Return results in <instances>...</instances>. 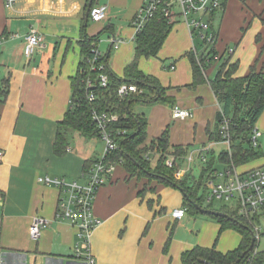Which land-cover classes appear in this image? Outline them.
<instances>
[{"label": "crops", "instance_id": "0c3cea01", "mask_svg": "<svg viewBox=\"0 0 264 264\" xmlns=\"http://www.w3.org/2000/svg\"><path fill=\"white\" fill-rule=\"evenodd\" d=\"M144 1L16 0L8 6L0 0V89L3 91L0 149L4 152L0 159V264L79 263L73 255L77 229L69 221L56 217L58 189L40 183L38 178L47 175L83 183L86 165L103 153L99 138L85 137L75 131L67 132L64 153L56 154L53 148L57 123L69 108L71 78L81 60L79 39L86 12L89 13L91 5L107 7V17L102 21L107 29L101 35L106 37L108 46L105 51L99 44L98 47L104 55H109L108 62L115 54L124 73L135 55L131 22ZM233 8L235 15L231 13ZM217 15L220 23L213 43L216 44L220 34L224 37L230 34L228 39L234 41L235 50L228 58L238 63L234 76L246 75L257 60L258 68L264 69V0H226L224 9ZM31 29L42 40L29 57L25 36ZM85 33L94 35L87 33L86 27ZM111 36L122 38L116 49L111 47ZM188 36L187 28L176 17L156 57L150 60L153 70L146 71L142 63L138 65L163 88L162 100L133 105L134 112L142 114L147 121V142L165 130L170 146L201 143L206 147L205 143L211 141L210 124L216 121L220 104L208 80V67L202 70L203 81L194 82L192 65L186 55L190 52ZM170 58L173 62L165 64V59ZM118 62L113 64L114 68L108 64L116 75L121 67ZM166 65L171 70L169 74L160 69L162 66L166 69ZM154 96L155 93L150 94L151 98ZM174 105L189 109L191 117L173 119ZM255 127L262 136L264 110ZM205 137L209 140H204ZM261 166L264 163L243 170ZM165 186L155 179L131 177L122 164L114 167L93 200V214L101 221L90 238L93 264L172 263L173 256H168L173 253L168 228L171 223L182 222L185 215L173 218L171 212L178 207L169 211L161 198L154 201V191L157 188L162 191ZM141 190L143 193L139 194ZM158 207L161 210L156 211ZM35 217H42L46 223L39 237L33 240L30 225ZM219 228L218 223V232ZM192 244L188 243L187 248L186 243L179 244V259L183 251L196 246Z\"/></svg>", "mask_w": 264, "mask_h": 264}, {"label": "trees", "instance_id": "16d2710c", "mask_svg": "<svg viewBox=\"0 0 264 264\" xmlns=\"http://www.w3.org/2000/svg\"><path fill=\"white\" fill-rule=\"evenodd\" d=\"M225 5V4H224ZM92 6V5H91ZM90 6V7H91ZM87 20L83 23V34L79 39L81 50V60L78 63L75 75L71 78V95L68 110L65 112L61 121L57 123V133L53 148L56 154H62L66 151V134L68 131H75L85 137L99 138V130L92 119V111L105 112L107 114H116V121L107 125V130L116 140L118 147L112 153L111 158L121 159L122 165L131 177L155 179L166 185H171L178 189L180 187L185 193L183 208L186 212L198 211L195 205L201 206L204 201L205 189L202 186L201 179L208 170H211L215 157L212 156L203 166L200 179H192V185L186 184V175L183 179L175 177V172L179 170L180 163L187 154L188 147L170 146L168 142V133L165 130L159 137L147 142L146 124L147 121L142 114L133 110L135 103H150L162 100L163 88L159 86L158 81L151 75L144 74L138 67L140 57H154L160 50L167 34L169 33L173 21L163 16L160 12L154 14L144 25V27L135 35V55L133 60L124 68L123 77L117 76L108 66V54L102 58L105 69L102 71L107 74V85L100 86L95 77L97 72L92 71L87 59L91 55V48L96 46L100 35L106 31L107 27L100 31L96 36H88L85 33ZM214 49L210 47L208 52H203L196 56L193 51L186 55L192 65L194 82L203 81L202 70L211 64L210 53ZM258 61V60H257ZM253 63L244 76H234L237 68V61L231 62L227 58L218 68L214 79L209 80L216 98L222 108L223 114L231 120L230 132L232 136L231 152L221 151L217 159L222 163L233 162L239 166L261 156L260 150H255L250 144V135L260 114L264 110V69L258 68L257 63ZM92 80L95 87L91 90L85 87V81ZM122 84H134L142 89L140 93H129L125 96L118 95V88ZM93 92L94 99H88V93ZM3 91L0 89V101ZM151 93H155L153 98ZM221 114H216L215 128L210 134L211 141H219L218 125ZM125 131L124 135L119 134ZM248 144V147H246ZM158 154L154 170H150L149 153ZM168 154H174L178 157V162L171 167L165 164ZM94 161V160H93ZM88 162L86 170L93 163ZM189 177V176H188ZM202 192V193H201ZM143 190L139 192L142 194ZM200 212V211H198ZM235 219L216 216L211 213H205L214 218L219 224V233L226 228H234L241 235L238 248L226 253L218 252L211 248L195 246L181 253L182 264H205L200 260H205L211 264H234L242 254L243 257L237 264H243L244 258L252 254L249 248L252 242V231L245 219L239 217L235 211L226 207L222 211ZM264 263V251L254 255L252 264Z\"/></svg>", "mask_w": 264, "mask_h": 264}, {"label": "built area", "instance_id": "2783aa9c", "mask_svg": "<svg viewBox=\"0 0 264 264\" xmlns=\"http://www.w3.org/2000/svg\"><path fill=\"white\" fill-rule=\"evenodd\" d=\"M6 5L12 6L16 0H4ZM226 0H145L138 8L132 19V26L135 35L144 27L145 23L160 12L170 21H174L177 16H181L190 36L197 35L204 42H208L212 46L215 41L214 35L204 32L211 27V21L215 15L224 9ZM89 19L93 22H100L107 17V7L105 5L91 6L88 13ZM207 19V21H205ZM42 37L31 29L25 36L26 55L31 56L35 48L40 44ZM111 47L116 49L122 42V38L111 36ZM98 44L91 48V55L87 59L89 67L92 71L97 72L95 81L100 86L107 85V74L102 72L105 64L102 60L104 54L100 51ZM196 56L199 54L194 53ZM173 68L174 66H170ZM85 87L89 90L95 87V83L87 79ZM143 90L137 88L134 84H122L118 88V95L125 96L129 93H142ZM88 99H94L93 92L88 93ZM221 114L220 123L218 125V134L220 141L227 145V151L231 152L232 136L230 132L231 120L223 114L221 106L219 107ZM171 115L176 120H186L191 117L192 113L189 109L174 105L171 108ZM116 114H107L105 112L92 111V119L96 123L99 130V139L103 142V153L89 166L84 172L85 182L81 183L76 180H66L60 177H50L47 175L40 176L38 181L46 185H52L58 189V202L56 217L69 221L76 229L77 241L73 247V255L79 260L78 264H93V257L90 248V238L92 231L101 221L93 214V200L100 186H102L109 178L110 173L115 166L122 164V160L111 158L112 153L117 149L118 144L111 133L107 130V125L116 121ZM119 134L124 135L125 131ZM261 132L257 127L252 129L250 135V144L253 148L258 147V138ZM209 148L202 147L197 158L202 162L206 160L204 152H208ZM4 152L0 149V159ZM191 163L193 161L192 153L186 158ZM178 162V157L174 154H168L165 164L169 167ZM186 172L178 170L177 174ZM176 174V175H177ZM204 188L206 202L212 205L214 200H228L230 206H227L237 215L246 220L252 231V254L244 258L243 264H252L255 254L264 249H260V241L264 236V166L251 168L247 170H239L238 166L233 162L225 163V168L221 171L211 169L204 180ZM186 213L185 208H176L172 210L171 216L176 219L182 218ZM1 223V215H0ZM42 217H35L30 225V237L36 240L40 235L41 228L45 225ZM264 264V263H262Z\"/></svg>", "mask_w": 264, "mask_h": 264}, {"label": "rangeland", "instance_id": "374dc122", "mask_svg": "<svg viewBox=\"0 0 264 264\" xmlns=\"http://www.w3.org/2000/svg\"><path fill=\"white\" fill-rule=\"evenodd\" d=\"M231 13L235 15L236 8H233L231 10ZM230 13V14H231ZM135 15V14H134ZM220 15H217L211 22V27L209 29L205 30L204 32L208 33L209 35H214L215 41L217 39V32H218V26L220 23ZM177 19L179 23L183 24L185 27V23L183 22L181 16H177ZM207 21V19H205ZM115 22V21H113ZM91 28V30H90ZM104 29L102 21L100 22H93L90 19L87 21L86 30L87 33L91 32L94 33L93 36H96L100 31ZM93 30V32H92ZM223 34V33H222ZM222 34L219 35L218 41L213 43V51L209 54L210 58L212 59L211 64L208 66L207 74H208V80L214 79L217 70L219 66L231 55V52L235 50L234 41L228 39L230 37V34L228 33L225 37L222 36ZM188 40L190 42L189 51H193V53L196 54H202L203 52H208L210 50V46L208 42H204L201 37L197 36L196 34L193 36H190L188 32ZM90 36V35H89ZM185 41V38H184ZM99 46L101 50L105 51L108 46V42L106 41V37L104 35H101L99 38ZM215 44V45H214ZM181 47V46H180ZM156 57V56H154ZM181 58V57H180ZM150 60H152V57L149 58H141L138 61V65L142 63L141 67L146 70H153L151 67L153 64H151ZM174 59L171 60V58L168 60L165 59V64H169L173 62ZM120 61V59L116 58L115 54H112L109 58V66L111 68L113 67V64L115 62ZM155 62V61H154ZM118 65L121 66V62H118ZM164 66V65H163ZM161 67L164 72H168V74L171 72V70L167 67L164 69V67ZM207 68V67H206ZM205 68V69H206ZM119 73H117V76L123 77V66L120 67V69L117 68ZM114 71V69H113ZM121 75V76H120ZM215 121L211 122L210 124V130L214 131L215 128ZM206 140V137L205 139ZM207 139L206 141H208ZM205 141V142H206ZM210 142H213L210 146ZM258 147L255 150L261 151V156L258 158H255L254 160H251L245 164L239 165L238 169L243 171V169L246 167H251L258 165L260 163H264V130H262V136L258 138ZM205 146L209 148L208 152H204L206 160L204 162L201 161V159L197 158L198 151L204 147L200 144H194L193 146H189L186 154V158L192 153L193 155V161L191 163H188L186 159H184L180 163L179 170L186 169V172L177 174L175 177L178 179H183L185 177L186 184L192 185V179L199 180L200 174L202 171L203 166L206 164L207 161H210L211 157L214 156L215 160L213 162L212 168L218 171H221L225 168V164L218 161L217 156L221 151L227 150V145L222 141H208L205 143ZM246 147H248V144H246ZM99 148H102V143L99 142ZM158 154L153 152L149 153V160L150 164V170L153 171L155 167V161L157 160ZM154 164V165H153ZM210 170L205 172L206 174L201 179L202 186L204 188V180L206 179V175L209 173ZM177 172V171H176ZM175 172V174H176ZM186 174V175H185ZM178 176V177H177ZM193 177V178H191ZM150 183V182H149ZM150 185V184H148ZM166 189L159 191L158 188L154 191L155 197L154 201L157 202L158 198H161V202L164 207H167V209L170 211L173 207L182 208L183 207V201L184 197L182 192L178 190L177 188L166 185ZM205 189V188H204ZM206 191V190H205ZM202 193V192H201ZM206 196V192L204 194V197ZM230 202L228 200H214L212 202V205L210 203L206 202L204 199L202 204V209L211 210V211H224L226 210L227 206H230ZM228 208V207H227ZM161 210L160 207L156 208V211ZM231 210V209H230ZM164 213V211H162ZM168 234L170 235L171 239L169 242V246H172V254H168V256L172 257V263L171 264H180L181 260L179 259L180 252L177 250L179 244L186 243V248L188 247V243H194L192 245H198L204 248H211L214 247V249L221 253H226L228 251L234 250L238 248L239 241H240V234L239 232L234 228H226L222 232H218V222L210 217L209 215L205 213H201L198 211H187L185 213V217L182 222L179 223H171L168 228ZM172 241H174L173 244ZM260 249H264V236L261 238L260 241ZM167 254V253H166Z\"/></svg>", "mask_w": 264, "mask_h": 264}, {"label": "water", "instance_id": "95a60500", "mask_svg": "<svg viewBox=\"0 0 264 264\" xmlns=\"http://www.w3.org/2000/svg\"><path fill=\"white\" fill-rule=\"evenodd\" d=\"M87 18H88V11L86 12L85 20H87ZM178 190H180V192H182V194L185 196V193L183 192V190L180 187H178ZM195 206L198 209V211H200L201 213H211V214L216 215V216H221V217L228 218V219H231L233 221H236L235 219H233L232 217H230L228 214H226L224 212L206 210V209H202L201 206H198V205H195ZM252 245H253V242H251L249 248H252ZM243 255L244 254H242L241 257L234 264H237L240 261V259L243 257ZM200 262L205 263V264H211L210 262L205 261V260H200Z\"/></svg>", "mask_w": 264, "mask_h": 264}]
</instances>
